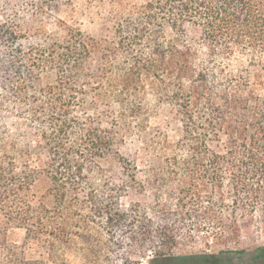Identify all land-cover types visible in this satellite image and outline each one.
Returning <instances> with one entry per match:
<instances>
[{"label":"trees","instance_id":"16d2710c","mask_svg":"<svg viewBox=\"0 0 264 264\" xmlns=\"http://www.w3.org/2000/svg\"><path fill=\"white\" fill-rule=\"evenodd\" d=\"M42 4L27 6L39 14ZM65 27L63 35L40 27V42L27 47L22 29L0 31L17 117L35 125L28 156L47 150L41 170L52 183V208L24 196L16 204L27 234L63 241L69 200L113 151L124 168L137 169L116 148L134 121L145 129L150 96L182 121L178 139L147 142L158 172L148 183L170 249L157 254L170 253L181 231L225 243L252 227L264 232V0H147L118 21V40ZM17 177L0 160L1 184H15L19 195L27 180Z\"/></svg>","mask_w":264,"mask_h":264},{"label":"rangeland","instance_id":"374dc122","mask_svg":"<svg viewBox=\"0 0 264 264\" xmlns=\"http://www.w3.org/2000/svg\"><path fill=\"white\" fill-rule=\"evenodd\" d=\"M30 1L0 0V31L22 29L19 40L26 47L40 42V27L63 35L66 25L118 40V21L129 15L134 4L147 0H36L43 3L39 14L29 9ZM9 78L0 66V160L7 171L13 169L18 179L27 180V188L24 195H17L15 184L0 181V264H264V250L259 249L264 246V232H256L254 227L228 243L213 234L195 233L192 238L181 231L170 245V253L157 254L170 249L162 244L167 240L162 227L165 221L156 213L155 186L148 183L158 172L151 170L154 152L147 142L160 141L164 134L178 139L182 121L176 108L152 96L146 103L149 118L142 124L145 129L134 121L133 131L122 132L123 140L116 148L137 169L124 168L113 151L89 173L92 183H83L69 200L63 241L52 235L47 237L49 242L46 235H28L27 225L19 223V198L24 196L35 208L48 209L54 206V199L51 180L41 170L47 150L37 148L28 156L26 145L37 144L35 125L27 126L17 117L19 108ZM47 82L43 77L40 85ZM103 125L112 127L111 120ZM23 131L29 134L23 136ZM155 217L158 219L150 222Z\"/></svg>","mask_w":264,"mask_h":264}]
</instances>
